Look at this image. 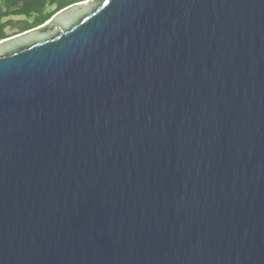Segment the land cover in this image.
<instances>
[{"label":"water","instance_id":"1","mask_svg":"<svg viewBox=\"0 0 264 264\" xmlns=\"http://www.w3.org/2000/svg\"><path fill=\"white\" fill-rule=\"evenodd\" d=\"M0 264H264V0H90L1 42Z\"/></svg>","mask_w":264,"mask_h":264},{"label":"trees","instance_id":"2","mask_svg":"<svg viewBox=\"0 0 264 264\" xmlns=\"http://www.w3.org/2000/svg\"><path fill=\"white\" fill-rule=\"evenodd\" d=\"M86 1L0 0V43L19 34L40 28L64 9ZM53 7L55 10L52 11ZM8 29L18 31L9 36Z\"/></svg>","mask_w":264,"mask_h":264},{"label":"rangeland","instance_id":"3","mask_svg":"<svg viewBox=\"0 0 264 264\" xmlns=\"http://www.w3.org/2000/svg\"><path fill=\"white\" fill-rule=\"evenodd\" d=\"M88 1H90V0H87L86 2H88ZM51 10L53 11V10H55V8L53 7ZM21 19H23V18H21ZM17 31L18 30L8 29L7 33L9 34V36H11V35L15 34ZM57 31L62 32V28L61 27H57Z\"/></svg>","mask_w":264,"mask_h":264}]
</instances>
